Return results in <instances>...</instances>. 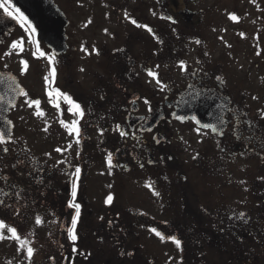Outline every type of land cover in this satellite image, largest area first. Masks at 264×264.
Wrapping results in <instances>:
<instances>
[{
  "label": "flooded vegetation",
  "instance_id": "obj_1",
  "mask_svg": "<svg viewBox=\"0 0 264 264\" xmlns=\"http://www.w3.org/2000/svg\"><path fill=\"white\" fill-rule=\"evenodd\" d=\"M53 1L45 28L30 36L12 19L0 34L10 53L0 69L28 93L11 107L12 136L0 145V264H29L11 227L35 249L31 264H264V113L250 103L257 91L245 90L231 43L207 27L206 0ZM37 40L56 53L55 78ZM149 70L168 87L160 90ZM190 84L206 94L198 104L223 114L220 131L172 115ZM56 89L84 108L82 119ZM28 99L41 101L43 116ZM77 119L79 143L68 130ZM74 182L75 243L67 231Z\"/></svg>",
  "mask_w": 264,
  "mask_h": 264
},
{
  "label": "rangeland",
  "instance_id": "obj_2",
  "mask_svg": "<svg viewBox=\"0 0 264 264\" xmlns=\"http://www.w3.org/2000/svg\"><path fill=\"white\" fill-rule=\"evenodd\" d=\"M202 5L209 16L207 27L218 30L219 41L231 43L235 68L245 69L240 72L247 79L245 90L257 91L256 96H249L250 103L264 113V0H206ZM233 14L238 20L231 18ZM7 52L1 49L0 58ZM13 54L16 59L17 52Z\"/></svg>",
  "mask_w": 264,
  "mask_h": 264
},
{
  "label": "snow or ice",
  "instance_id": "obj_3",
  "mask_svg": "<svg viewBox=\"0 0 264 264\" xmlns=\"http://www.w3.org/2000/svg\"><path fill=\"white\" fill-rule=\"evenodd\" d=\"M8 5V6H6ZM9 6L11 8L14 9V12L13 11H10L9 10ZM0 9H2L9 17L13 18V19H16L18 21H20L22 24H27L28 26V29H30L29 31V35H33L36 33L37 29L36 27L32 24V21L28 18V16L25 15V13L23 11H21V9L19 7H16L13 3H12V0H5V2H0ZM125 15L127 16V13H125ZM231 18L233 20H238V17L235 16L234 14L231 16ZM169 19H171L169 17ZM133 24H135L137 27H145L147 28L148 26L147 25H139L137 24V22L133 19L131 21ZM175 22V21H173ZM26 29V30H28ZM148 31L151 32L152 29L151 28H148ZM34 43L36 44V49H37V52H39V57H46L49 61L50 64L53 65L52 69H51V74H52V77L55 78L56 76V70H55V61H56V53H46L44 52L43 50H41L40 48V44H39V41H34ZM197 43H199V41H197ZM21 44H22V41H21ZM12 48H16L17 47V42H13ZM21 51H23V48L21 47L20 49ZM10 53H6V55H8ZM259 55V53H257ZM33 55H35V53H33ZM24 63V70L27 69V61H23ZM180 65L182 67V70L184 71H187V66L185 64L184 61H181L180 62ZM5 67H7V65H5ZM157 67H159L157 65ZM83 70V69H82ZM148 74L150 76H156V83L160 86V90H164L165 88L168 87L167 84H164L159 78H158V74L152 72L151 70H149ZM4 74H0V76H2ZM193 76H195V73L193 72L192 73ZM11 80L15 81V77L12 76V77H9ZM217 79H220L219 77H217ZM44 80L46 83H48V77L45 76L44 77ZM193 85H189L188 88L189 89H193ZM19 94L24 96V97H28V93L23 89V88H20L19 90ZM56 94L57 96H62L63 97V102H65L67 105H68V111L69 112H72V114L74 116H78L79 119H82L83 116L85 115V110L84 108H82V106L75 102L71 96L67 95L66 93H61L59 89H56ZM198 93H192L191 94V99H186L183 101V103L185 104H191L192 101L194 99H196L198 97ZM52 92L49 91L48 92V97H49V101L51 102V99H52ZM255 98V97H254ZM0 99H2V97H0ZM145 104H149V111H151V106H150V103L149 101H147L145 99ZM10 105H11V102H9ZM26 103L28 104L29 107H33L35 106V108L37 109L36 111V115L38 116H43L44 115V112L43 110L40 109V104H41V101L39 99H28L26 100ZM14 107V105H11ZM57 109H60V102H57L55 105H54ZM75 110V111H73ZM172 115L177 119V120H180L181 122H184L186 121L187 119H192L193 121H195V123L197 125H201L202 128L204 129H211L213 132H218L220 131V129L218 128V126L216 124H209V123H203L201 122L200 119H198L196 116H192V117H187V116H184V115H177L175 112L172 113ZM217 119L220 121V123H224V119H223V115H220L217 117ZM62 124H64L65 126H68L67 122L61 120L60 121ZM249 125L251 126V122H248ZM6 124L10 125L11 124V121L8 120L6 121ZM119 127V126H117ZM69 134H72V133H75L76 137H77V143H79V136H80V128H79V120H73L71 122V126L69 127ZM150 130V129H148ZM44 131H47V128L44 129ZM197 132L200 131V128L198 127L196 129ZM102 134V133H101ZM220 134H222V132H220ZM8 134L3 131V130H0V145H6L9 143L10 141V137H8V139H6L5 137L7 136ZM121 135H126V133L124 132H121ZM159 142V141H157ZM9 149L7 147H4L3 148V151L4 152H7ZM57 151H61L60 149H57ZM50 155V154H49ZM195 159V157H194ZM107 163L109 165V167H112L113 164H112V155L109 154L108 157H107ZM75 177L78 181L79 177H80V174H81V169L79 167L75 168ZM2 178V177H0ZM148 187L151 188V184H148L147 185ZM77 188H78V184L76 182L73 183V186H72V192H71V196L73 197L72 200H69L68 201V207L69 208H72V209H75V216L72 218L71 220V227L69 229H67L68 231V236H69V239L72 241V242H76L78 240V235L76 233V226H77V223H78V220H79V216H80V208H81V205L79 203H75L74 202V199L75 197L77 196ZM153 190V193L156 195V196H159V192H156L155 189H152ZM0 192H3L2 189H0ZM4 195H7V193H4ZM17 196L20 195L19 192L16 193ZM112 199L113 197L111 195H109L106 199V202L107 203H111L112 202ZM4 204V201L3 200H0V205H3ZM245 216L244 213H240L239 214V218L240 219H243ZM36 223L37 224H41L42 223V220L37 217L36 218ZM5 227L3 221H0V229H3ZM9 231L11 233V237L10 238H13L15 240H17L20 244V248L21 249H26V254H27V258L29 260V264H31V257L33 256L34 252H35V249L31 246V244L26 240V239H23L18 233H17V229L15 227H11L9 228ZM151 231L155 232L157 236H160L161 239H165V237L159 232L157 231L156 229H152ZM5 237L0 234V240L4 239ZM168 239H170L173 243L176 244V246L178 248H181L182 250V241L177 239L175 236H169L167 237ZM73 251H76L75 247H73ZM129 255H132L131 253H129Z\"/></svg>",
  "mask_w": 264,
  "mask_h": 264
},
{
  "label": "water",
  "instance_id": "obj_4",
  "mask_svg": "<svg viewBox=\"0 0 264 264\" xmlns=\"http://www.w3.org/2000/svg\"><path fill=\"white\" fill-rule=\"evenodd\" d=\"M12 3L16 7H19L21 11H23L25 15L28 16V18L32 21V24L36 27L37 31L40 28H45V20L53 19L56 16L55 13L57 7L53 0H12ZM12 19L13 18L6 15H0V34L1 31L7 30L5 25L8 24V26L11 28L15 26L16 22H14ZM0 74H4L0 76V97H2V99H0V130H3L8 134L5 137L8 139V137L11 138L12 136L13 125L12 123L10 125L6 124V121L9 120L8 113L12 107L11 105H15L18 97L20 96L19 90L21 86L18 82V79L12 73L5 72L0 69ZM12 76L15 77V81L9 78ZM192 93H198L199 95L192 101L191 104L183 103L184 100L191 99ZM204 96H206V94L203 92L200 93L195 89H189L181 96V100L178 105V113L176 114L187 117L196 116L201 120L202 124L220 123L217 117L223 115L222 113L214 111L211 105L204 106L203 104L197 103V101ZM9 102H11V105Z\"/></svg>",
  "mask_w": 264,
  "mask_h": 264
}]
</instances>
